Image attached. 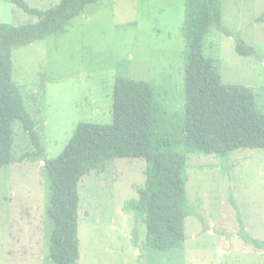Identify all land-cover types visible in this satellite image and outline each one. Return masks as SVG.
<instances>
[{"label": "rangeland", "instance_id": "1", "mask_svg": "<svg viewBox=\"0 0 264 264\" xmlns=\"http://www.w3.org/2000/svg\"><path fill=\"white\" fill-rule=\"evenodd\" d=\"M25 1L46 9L59 0ZM220 2L221 25L231 35L212 26L203 52L215 59L221 82L250 87L264 113V0ZM37 20L0 0V23ZM184 23L185 0H97L64 32L14 46L12 79L47 156L59 155L79 121L111 122L119 76L151 85L152 149L160 150L167 118H178L185 106ZM236 38L255 54H238ZM12 128L13 162L0 166V264H57L49 257L50 181L37 157L19 161L34 147L18 120ZM186 157L194 214L184 219L182 243L157 248L146 234L145 215L124 208L144 188L146 160L113 158L79 181L75 264H264V250L240 236L264 241V148Z\"/></svg>", "mask_w": 264, "mask_h": 264}, {"label": "trees", "instance_id": "2", "mask_svg": "<svg viewBox=\"0 0 264 264\" xmlns=\"http://www.w3.org/2000/svg\"><path fill=\"white\" fill-rule=\"evenodd\" d=\"M7 1L38 20L19 25L0 23V166L13 162L12 123L18 120L34 147V151L21 154L19 161L37 157L50 181V259L57 264H75L79 181L100 163L120 157H142L147 164L144 188L124 208L145 215L146 234L154 237L157 248L182 243L186 238L184 219L194 214L185 188L186 154L223 155L237 148H264V113L256 108L253 90L221 82L215 59L203 52V39L212 26L231 35L221 25L220 0H185V106L181 116L167 118L160 150L152 149L151 85L119 76L113 84L111 122L79 121L54 158L47 156L34 119L12 79V49L64 32L86 5L97 0H59L46 9L31 7L25 0ZM235 50L240 55L255 54V49L240 38H236ZM231 201L236 207L233 198ZM240 236L264 250V241L245 232Z\"/></svg>", "mask_w": 264, "mask_h": 264}, {"label": "water", "instance_id": "3", "mask_svg": "<svg viewBox=\"0 0 264 264\" xmlns=\"http://www.w3.org/2000/svg\"><path fill=\"white\" fill-rule=\"evenodd\" d=\"M210 227L208 225L204 226V230H209Z\"/></svg>", "mask_w": 264, "mask_h": 264}]
</instances>
